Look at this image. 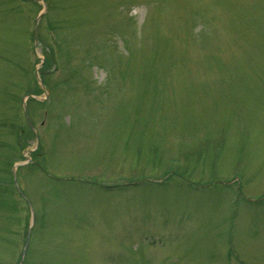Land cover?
<instances>
[{"label": "rangeland", "instance_id": "rangeland-1", "mask_svg": "<svg viewBox=\"0 0 264 264\" xmlns=\"http://www.w3.org/2000/svg\"><path fill=\"white\" fill-rule=\"evenodd\" d=\"M44 1L0 0V264H264V0Z\"/></svg>", "mask_w": 264, "mask_h": 264}, {"label": "water", "instance_id": "water-1", "mask_svg": "<svg viewBox=\"0 0 264 264\" xmlns=\"http://www.w3.org/2000/svg\"><path fill=\"white\" fill-rule=\"evenodd\" d=\"M25 248H26V245H25V247H24V249H23V252H22V257H23V254H24ZM21 263H22V258H21V261H20V263H19V264H21Z\"/></svg>", "mask_w": 264, "mask_h": 264}]
</instances>
